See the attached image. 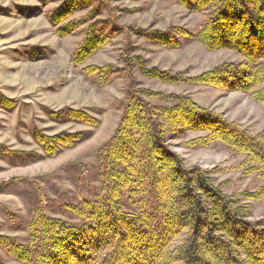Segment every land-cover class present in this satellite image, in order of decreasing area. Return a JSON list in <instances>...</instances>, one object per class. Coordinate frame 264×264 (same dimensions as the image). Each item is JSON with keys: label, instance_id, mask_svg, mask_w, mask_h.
Masks as SVG:
<instances>
[{"label": "trees", "instance_id": "16d2710c", "mask_svg": "<svg viewBox=\"0 0 264 264\" xmlns=\"http://www.w3.org/2000/svg\"><path fill=\"white\" fill-rule=\"evenodd\" d=\"M194 12H209L201 28H130L114 25L105 32L95 20L109 7L105 0H63L51 14L57 32L67 35L81 21H67L76 11L92 5L85 35L73 55L83 64L105 45L111 33L132 32L164 48H177L181 37L197 40L210 51L230 49L240 61L223 62L193 76L148 67L140 55H131L126 44L122 58L128 77V100L111 137L99 146L98 187L81 204H67L79 217L73 222L51 215L37 204L27 226L26 242L0 234V246L16 263L0 254V264H264V217L252 220L249 203L229 195L215 183L213 169L187 165L172 150L168 131L182 137L189 131L201 133L190 140L193 146L220 142L243 154L239 168L246 175L264 177V128L253 133L236 120L201 106L184 93L165 94L135 87L134 66L148 78L165 83L213 86L225 92L239 91L264 105V0H176ZM113 16V17H112ZM130 33V32H129ZM84 72L97 75L107 84L112 64L88 65ZM161 98L169 104L153 103ZM0 105L8 110L18 101L0 91ZM50 120L99 127V118L85 109L66 106L47 109ZM93 135L92 130H61L46 133L34 128L38 150H10L0 144V154L14 164H29L53 158ZM264 189L243 193L260 198ZM182 238L181 243L174 245Z\"/></svg>", "mask_w": 264, "mask_h": 264}, {"label": "rangeland", "instance_id": "374dc122", "mask_svg": "<svg viewBox=\"0 0 264 264\" xmlns=\"http://www.w3.org/2000/svg\"><path fill=\"white\" fill-rule=\"evenodd\" d=\"M95 18L105 26L114 25L111 15L121 26L130 28L169 29L182 27L196 33L209 12H194L176 0H105ZM63 0H0V91L18 101V107L8 110L0 105V144L10 150H38L32 137L34 128L55 133L61 130H92L93 135L74 148L65 149L58 156L29 164H14L0 154V234L14 236L26 242L27 226L36 205L42 204L57 217L80 222L67 204L80 205L85 195H92L98 187L96 150L115 131L126 106L128 77L122 58L126 44L134 45L131 55H140L148 67L157 66L172 73L193 76L227 61L242 57L230 49L208 50L200 41L180 38L177 48H164L129 32L111 33L105 45L83 64L76 65L73 55L85 35L92 5L80 9L67 21H81L67 35L57 32L51 14ZM113 17V16H112ZM112 64L115 72L107 84L97 75L84 72L88 65ZM135 87L153 91L184 93L201 106L236 120L253 133L264 128V105L249 95L225 92L213 86L189 83L171 84L145 76L136 63ZM153 103L169 104L161 98H147ZM66 106L85 109L100 119L99 127L78 123L60 124L50 120L47 109ZM201 135L189 131L175 137L168 131L172 150L179 153L187 165L213 169L215 183L229 195L239 196L249 203L252 220L264 217V192L260 198H246L243 193L264 189V177L246 175L239 168L245 158L232 148L215 142L208 146H193L190 140ZM182 238L174 245L180 244ZM0 254L9 263L16 260L0 246Z\"/></svg>", "mask_w": 264, "mask_h": 264}]
</instances>
